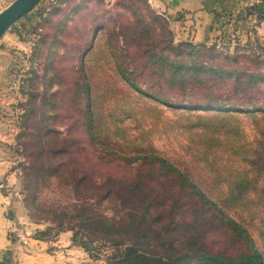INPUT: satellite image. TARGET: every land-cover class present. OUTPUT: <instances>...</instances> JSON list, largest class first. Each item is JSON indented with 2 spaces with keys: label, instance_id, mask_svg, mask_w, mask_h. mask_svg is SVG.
<instances>
[{
  "label": "rangeland",
  "instance_id": "1",
  "mask_svg": "<svg viewBox=\"0 0 264 264\" xmlns=\"http://www.w3.org/2000/svg\"><path fill=\"white\" fill-rule=\"evenodd\" d=\"M29 12L32 47L16 62L4 95L16 113L23 202L30 218L45 225L39 239L69 232L94 264H122L123 258L127 264H205L209 256L253 264L256 253L264 264V42L191 40L159 0H38ZM118 34L128 37L126 47ZM194 60L222 66L232 79L241 70L263 75L260 90L216 96L223 106H241L235 111L208 109L215 100H205L202 87L180 83L183 65ZM82 66L95 84L91 111ZM232 79L220 93L231 89ZM61 133L82 148L65 158L63 175L84 181L72 189L61 190L48 173L36 180L26 170L27 146L37 148L32 136L49 150L60 144ZM108 180L136 183V192L151 196L181 194L185 202L165 207L162 222L145 229L144 237L136 221L122 235L125 245H115L84 219L91 213L110 223L126 220L98 198L103 192L94 181Z\"/></svg>",
  "mask_w": 264,
  "mask_h": 264
},
{
  "label": "crops",
  "instance_id": "2",
  "mask_svg": "<svg viewBox=\"0 0 264 264\" xmlns=\"http://www.w3.org/2000/svg\"><path fill=\"white\" fill-rule=\"evenodd\" d=\"M7 3L0 0V7ZM159 5L180 20L181 35L191 40L264 42V0H159ZM32 14L21 17L0 37V264H94L72 244L69 232L51 240L36 237L45 225L30 218L18 184L16 113L4 90L16 62L31 50Z\"/></svg>",
  "mask_w": 264,
  "mask_h": 264
},
{
  "label": "trees",
  "instance_id": "3",
  "mask_svg": "<svg viewBox=\"0 0 264 264\" xmlns=\"http://www.w3.org/2000/svg\"><path fill=\"white\" fill-rule=\"evenodd\" d=\"M117 37L118 42L122 43L124 47H126L128 44V37L124 35L121 36L120 34H118ZM152 49L153 47L151 46L146 49V54L150 53L151 57ZM127 54L128 52L125 53V56H127ZM81 68L83 69L84 66H82ZM224 70L225 69H223L222 66L209 65L208 63H204V61H189L188 63H185V65H183V73L180 75V83H182L184 86H186L187 83H195L197 87H202L205 96H207L205 100H215V102L211 101L206 103V107L208 109L217 108L218 110L227 109L230 111H235L241 108V106H223L221 103H217L216 100H218V98L216 96L230 97L231 95H235L241 98L245 97L250 92H259L260 89L258 87V79H260L263 75H255L253 73L247 74L245 70H241L237 71L240 72L239 75L232 79V74L225 73L226 71ZM81 72L82 75H84L83 88L87 97L88 110L91 111V103L95 93V84L91 81V76L86 66ZM242 76L247 78L245 82H242ZM226 79L233 80L232 87L230 90L220 93V85L225 84L227 82H225ZM58 93V91H55L54 93H52V95H57ZM214 94L221 95H215V98H213ZM252 104L254 103L249 100L248 106L251 107ZM28 115V117H30V113ZM22 117L24 118L25 115ZM39 132L40 131H38V133ZM32 138L33 140L35 139L34 141L36 142L35 145L37 148L35 149V147L27 146V150L29 151L30 163L27 166L26 170L28 171V173H33V175L35 176L34 179L37 180L39 175L43 172V174L48 173L47 176L54 180V182L59 185V188L61 190L72 189V187L82 186L84 182L83 180L81 181L79 179L80 181H72L69 175H67V177L63 175L64 170H66L65 167L67 166L65 163V158L69 157V155L73 154L75 151L77 152L82 150V148H76L75 144L68 139L67 134L65 133L60 134V144L52 145L49 150L43 147V139L41 137L34 138V136H32ZM115 155L116 154L113 153V151H109L110 157L107 158L109 159V162L113 163V156ZM48 158H51L50 163L48 162ZM181 175L183 174L181 173ZM182 178L186 181H189L190 187L197 189V187L190 179L185 177ZM46 181L47 180L45 179L44 182ZM143 185L145 186L146 184ZM93 186L95 189H101V192H103L102 195H98L99 200H105L106 202L118 207L124 212L126 220L121 223H110L108 222V218H106L105 216H95L91 213L87 216H84L83 213H81V215L84 216V219L88 223L95 224L96 226L101 227L104 233L110 235L109 238L112 240V242L115 245L119 246L125 245L124 243L126 242V240L128 241V239H122V235L124 233H129V229L132 226H135L136 221H138L137 229L141 231L140 235L144 237L145 229H148L151 225H159L162 222V212L166 209L165 207L169 208L170 210H175L181 205H183L185 202L182 199L181 194L151 196L146 192H136V183L126 184L123 183L121 180H108L102 183L94 181ZM121 188H125V190L123 192H120ZM113 190H115V192H113ZM199 193L200 197L208 201L204 194H202L201 192ZM191 197L194 198L198 196L189 195V200L194 201ZM206 223L209 224L208 222ZM40 233H37V238H39ZM155 234L156 237L159 238L162 233L158 232ZM72 239L73 242H75L74 236ZM79 244L86 248V245L84 243H81V241ZM204 258H206L205 264H238L237 262L229 261L226 259L221 260L212 256ZM259 259V255L256 253L253 264H263L259 261ZM122 264H127L126 258H123Z\"/></svg>",
  "mask_w": 264,
  "mask_h": 264
},
{
  "label": "water",
  "instance_id": "4",
  "mask_svg": "<svg viewBox=\"0 0 264 264\" xmlns=\"http://www.w3.org/2000/svg\"><path fill=\"white\" fill-rule=\"evenodd\" d=\"M38 0H14L0 12V37L26 14Z\"/></svg>",
  "mask_w": 264,
  "mask_h": 264
}]
</instances>
